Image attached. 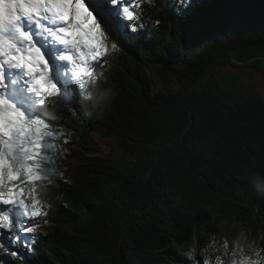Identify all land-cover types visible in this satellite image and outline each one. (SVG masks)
<instances>
[{"label": "trees", "instance_id": "1", "mask_svg": "<svg viewBox=\"0 0 264 264\" xmlns=\"http://www.w3.org/2000/svg\"><path fill=\"white\" fill-rule=\"evenodd\" d=\"M139 1L138 19L110 26L124 37L88 83L114 92L111 106L86 117L81 90L33 109L80 152H65L70 178L38 182L47 216L30 264H204L201 249L229 224L264 248V200L249 187L264 176V100L219 76L221 65L264 74V0H192L195 30L178 0Z\"/></svg>", "mask_w": 264, "mask_h": 264}, {"label": "snow or ice", "instance_id": "2", "mask_svg": "<svg viewBox=\"0 0 264 264\" xmlns=\"http://www.w3.org/2000/svg\"><path fill=\"white\" fill-rule=\"evenodd\" d=\"M120 3L88 0L86 6L85 0H0V231L18 249L27 243L22 234L35 233L41 222L46 223L41 220L47 212L38 194V182H52L45 166L54 163L49 152L55 151L60 135L32 109L67 90L70 80L61 75L67 65L57 62L76 65L72 74L76 81L92 75L94 62L105 50L101 25L110 29L120 16L128 21L138 19L127 6L128 0H124L122 10L116 7ZM178 3L187 26L197 29L201 23L197 5L192 0ZM45 33L50 34L51 44ZM41 40L51 52L38 46ZM70 49L76 55L68 54ZM5 65L16 71L6 72ZM79 87L83 89L84 84ZM4 90L9 91L5 94ZM9 251L18 255L16 250ZM241 264L259 261L244 260Z\"/></svg>", "mask_w": 264, "mask_h": 264}, {"label": "clouds", "instance_id": "3", "mask_svg": "<svg viewBox=\"0 0 264 264\" xmlns=\"http://www.w3.org/2000/svg\"><path fill=\"white\" fill-rule=\"evenodd\" d=\"M115 93L111 90L101 91L95 83L91 84L83 93L81 106L86 117L91 118L94 115H102L113 103ZM249 187L254 195L264 200V176L259 174H250ZM224 236H216L210 239L205 249L207 258L204 264H241V261H259L264 264V248L257 245L252 237L251 230L245 225L236 228L229 224L222 228ZM183 254L191 260L196 255V250L191 247H185Z\"/></svg>", "mask_w": 264, "mask_h": 264}, {"label": "rangeland", "instance_id": "4", "mask_svg": "<svg viewBox=\"0 0 264 264\" xmlns=\"http://www.w3.org/2000/svg\"><path fill=\"white\" fill-rule=\"evenodd\" d=\"M102 27L103 30L105 31L104 42L107 41V44L110 46L109 50L111 51V49L117 44V39L115 38L116 35L109 29H106L103 24ZM68 67L69 64H67V68ZM219 69H220L219 76L228 73L231 76L234 75L238 77L239 79V87L237 90L238 92L246 93L247 89L250 88L249 86H252L256 91V93L264 100V74L254 73L253 75H251L249 71L253 72L252 69L249 68L238 69L237 67H233L231 65H221L219 66ZM92 138L99 143V146L101 147L103 153L105 154L109 153L107 149V144L104 142L103 139L94 136H92ZM55 143L57 146H59L58 143H60V145L62 146V150L56 155V157L54 158L52 157L54 163L48 164V167L50 169H46V174L58 180L62 179L63 177L70 178L72 175V171H70V169L73 168V166L77 161L72 155L75 154L79 155L80 150H75L73 145H65L64 143L58 141H55ZM110 145L111 147H113V143H110ZM66 151L68 152L71 151L72 155H67L65 153ZM61 152L63 155H60ZM41 220L43 221V217L41 218ZM42 223L43 222H41L40 224ZM4 245H7V247H4ZM17 251L18 254L21 253L18 248ZM11 256L12 255L10 254L9 251L8 240L6 238V235L4 232L0 231V264H17L15 261L14 262L12 261Z\"/></svg>", "mask_w": 264, "mask_h": 264}, {"label": "bare ground", "instance_id": "5", "mask_svg": "<svg viewBox=\"0 0 264 264\" xmlns=\"http://www.w3.org/2000/svg\"><path fill=\"white\" fill-rule=\"evenodd\" d=\"M69 70H70V68H69ZM32 111H33V109H32Z\"/></svg>", "mask_w": 264, "mask_h": 264}, {"label": "water", "instance_id": "6", "mask_svg": "<svg viewBox=\"0 0 264 264\" xmlns=\"http://www.w3.org/2000/svg\"><path fill=\"white\" fill-rule=\"evenodd\" d=\"M250 63V62H249Z\"/></svg>", "mask_w": 264, "mask_h": 264}]
</instances>
